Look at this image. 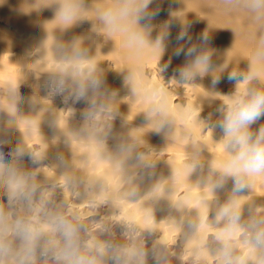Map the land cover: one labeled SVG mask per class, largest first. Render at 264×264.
<instances>
[{"label":"bare ground","instance_id":"1","mask_svg":"<svg viewBox=\"0 0 264 264\" xmlns=\"http://www.w3.org/2000/svg\"><path fill=\"white\" fill-rule=\"evenodd\" d=\"M49 3L0 0V150L17 173H31L29 182L38 186L31 210L18 208V214L46 228L45 212L56 211L83 226L86 243L144 248L147 264H155L152 249L164 255L162 264H220L219 248L229 235L216 212L231 196L233 181L211 190L210 165L221 164L227 153L219 143L223 132L205 128L229 102L216 93L232 94L235 81L226 71L215 86L211 75L177 83L174 69L185 57L173 56L175 37L181 20L191 22L194 41L208 29L214 64L243 70L264 26L242 9L227 10L222 0H154L150 8L158 7L159 14L151 21L152 38L171 23L159 61L150 50L128 49L120 35L109 38L96 23L95 10L114 0H85L88 19L71 28ZM73 40L88 49L86 58H63L58 46L69 48ZM91 75L105 83L87 102H74L68 92L56 94L50 86L56 77L86 82ZM261 125L264 118L252 127ZM16 147L23 158L10 155ZM194 163L199 166L192 170ZM7 192L0 183L5 211ZM239 199L246 209L264 205V175ZM257 214L264 216V208ZM230 244L237 255L255 259L241 232L231 235ZM103 264L112 262L106 258Z\"/></svg>","mask_w":264,"mask_h":264},{"label":"clouds","instance_id":"2","mask_svg":"<svg viewBox=\"0 0 264 264\" xmlns=\"http://www.w3.org/2000/svg\"><path fill=\"white\" fill-rule=\"evenodd\" d=\"M153 3L154 0H114L113 6L95 10V21L109 38L120 35L128 49L137 54L150 50L159 55L160 61L170 42L171 23L165 22L156 37L152 38L155 25L151 21L159 14L158 7L150 8ZM222 3L229 11H246L255 23L264 26V0H222ZM49 6H55L57 18L66 28L88 19L89 9L85 0H63L62 3L50 0ZM181 22L180 31L175 37L177 44L173 56H184L185 60L174 69L173 79L184 85L211 75L215 86L227 71V79L235 81L232 94L216 93L227 97L229 102L222 103L217 109L218 120H206L205 128L211 131L219 128L223 132L219 143L223 144L227 153V159L221 164L210 165L214 177L211 190L223 189L230 179L233 181L231 196L216 212V218L226 222L223 231L229 235V242H222L219 248L220 264H264V216L257 214V209L264 208V205L251 203L246 209L239 199L242 193L251 188V181L255 177L264 175V125L258 129L252 127L264 118V88L260 87L264 74V36L247 60L246 69L231 67L229 70V65L214 64L215 49L210 46L209 30L205 29L194 41L190 33L191 22ZM58 47L66 60H80L88 56V49L80 46L78 40H73L69 48L63 45ZM169 66L170 61L160 71L167 70ZM104 83L96 75L89 76L86 82L61 76L53 78L50 86L54 93L68 92L70 98L79 103L87 102L89 93L101 89ZM3 143L0 141V148ZM10 155L23 158L26 154L16 147ZM31 159L33 163H39ZM198 166L194 163L191 169L195 170ZM30 177L31 173H17L0 150V183L8 187V210L5 211L4 206L0 205V264H103L106 258L112 264H147L149 252L144 248L129 251L122 245H113L108 241L86 243L81 234L83 226L75 223L74 218L56 211L45 212L46 228L38 227L28 216H20L18 208L30 211L38 190L37 185L29 182ZM245 211L247 220L244 219ZM237 231L242 233L245 244L256 254L254 260L251 256L237 255L236 249L231 246V235ZM151 255L155 264H162L165 259L156 249L151 250Z\"/></svg>","mask_w":264,"mask_h":264}]
</instances>
